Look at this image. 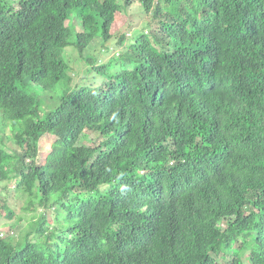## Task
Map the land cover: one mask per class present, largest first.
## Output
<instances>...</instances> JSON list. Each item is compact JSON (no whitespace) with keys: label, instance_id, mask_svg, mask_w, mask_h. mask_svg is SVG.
<instances>
[{"label":"trees","instance_id":"16d2710c","mask_svg":"<svg viewBox=\"0 0 264 264\" xmlns=\"http://www.w3.org/2000/svg\"><path fill=\"white\" fill-rule=\"evenodd\" d=\"M134 2L147 26L71 88L63 50ZM24 3L0 0V219L13 193L37 226L0 228V264H264V0ZM32 85L60 89L44 116Z\"/></svg>","mask_w":264,"mask_h":264},{"label":"rangeland","instance_id":"374dc122","mask_svg":"<svg viewBox=\"0 0 264 264\" xmlns=\"http://www.w3.org/2000/svg\"><path fill=\"white\" fill-rule=\"evenodd\" d=\"M9 4H11L15 10L21 11L20 6H25V3L27 0H3ZM148 22V16H146L143 12L142 7L139 3L134 2L130 4L129 6H123L120 12L115 14L113 26L111 28V31L113 35L111 36V39L107 42H104L102 39H100L99 36H96L89 46L84 50L83 56L81 57L77 50L74 48V46L71 44L70 46L66 47L62 52V60L67 65V71L66 75L68 78H70L71 81V88L72 85L78 84V86L82 85H89L93 81V78H97V73H86V70L89 69V66L86 64V62L83 61V57L89 58L90 56L96 58L95 62L97 65L106 63L109 59H113L115 56H113L115 51L121 50L119 46V38L122 34L127 35L128 39H131L133 37L134 30L136 31H143V29L147 26ZM66 26L70 28L72 31V35L69 38L70 43H73L74 41V35L76 32L82 30L81 23L79 19L76 16V13L73 12L69 16V18L66 21ZM119 52V51H118ZM117 53V52H115ZM27 92L33 94L39 101L42 106V112L41 116H44L45 112L47 111V106L50 105L51 101H48L50 98V94H59L60 89H56L54 92H46L42 91L41 88L37 85H32L29 87V89H26ZM72 89H69V91ZM44 98V99H43ZM47 98V99H46ZM53 104V103H52ZM51 104V105H52ZM44 112V113H43ZM4 141H6V138H3ZM8 151L11 149V145H8ZM47 148L46 145H44L42 142H40V152L42 155V151L45 152V149ZM2 185V184H0ZM8 195L7 197V203L11 209L14 211V219L11 221H8V223L4 220L0 219V228L3 226H8L9 223H17L13 231H11L12 234L15 235V242L18 239V233L22 230H32L33 227L37 226L36 223V217H33L34 213H30L28 211H25L26 204L23 203V201L18 198L17 196H14L16 194L13 193H6ZM0 195H2L0 193ZM5 197V195H4ZM48 217L47 219H49ZM18 219V221H17ZM4 224V225H3ZM2 225V226H1ZM29 230V231H30ZM0 235L4 236L5 232L1 231Z\"/></svg>","mask_w":264,"mask_h":264},{"label":"clouds","instance_id":"9594fccd","mask_svg":"<svg viewBox=\"0 0 264 264\" xmlns=\"http://www.w3.org/2000/svg\"><path fill=\"white\" fill-rule=\"evenodd\" d=\"M118 51H119V50H118ZM118 51H115V52H117V53L114 52L113 56H117L118 53H119Z\"/></svg>","mask_w":264,"mask_h":264}]
</instances>
